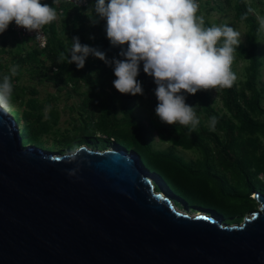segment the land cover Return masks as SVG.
Here are the masks:
<instances>
[{"label": "water", "instance_id": "1", "mask_svg": "<svg viewBox=\"0 0 264 264\" xmlns=\"http://www.w3.org/2000/svg\"><path fill=\"white\" fill-rule=\"evenodd\" d=\"M237 225L191 216L136 153L23 146L0 111V264H264V195Z\"/></svg>", "mask_w": 264, "mask_h": 264}, {"label": "trees", "instance_id": "2", "mask_svg": "<svg viewBox=\"0 0 264 264\" xmlns=\"http://www.w3.org/2000/svg\"><path fill=\"white\" fill-rule=\"evenodd\" d=\"M201 1L198 0L199 5ZM251 1L247 4L246 0H235L232 7L234 19L246 27L245 41L235 55L246 61L244 80L240 84L235 81L231 88L217 89L222 105L219 110L213 106L214 100L208 91L194 96L185 94V102L197 107L200 124L194 131H190V126H169L159 120L155 114L156 85L153 78L144 73L143 65L137 79L144 94L132 96L122 95L114 88L113 67L103 61L90 55L83 69H77L74 63L68 64L73 37H78L83 45L104 51L109 60L122 59L121 49L113 47L105 34L94 39L87 36L86 22L105 28V21L98 16L95 17L97 23L90 20L95 14L88 10L96 0H87V6L80 8L61 2L54 5L57 19L43 27L47 39L44 49H39L31 39H19L9 28L12 49L7 50V36L0 35V81L9 74L5 62L7 55L12 66H19L18 74L12 77L13 90L18 91V96H12L13 101L24 100L26 92L36 95L33 88L27 91V87L16 86L24 72L42 82L50 78L54 84L71 85L75 92L83 86L84 91L78 93L82 98L77 113L79 118L75 120L79 127L72 134L62 135L53 146L47 147L48 151L62 153L63 149L75 151L88 146L101 151L119 148L136 153L157 191L173 194L176 203L179 194L189 197L193 203H185V208L195 210L193 205L200 206L208 214L221 216L225 224L237 225L246 213L256 209V201L250 196L254 193L264 195V89L259 87L263 65L259 41L263 32L258 30L259 21L254 11L248 13L247 20H241L249 8H254ZM43 2L53 6V0ZM225 5L230 8L232 0H225ZM212 8L210 11L224 10L218 3ZM205 26L211 25L205 21ZM31 101L34 100L28 99ZM145 106L147 115L139 111ZM201 114L208 120L212 116L217 118L215 131H209ZM41 118L42 115L37 114L36 121ZM22 120L29 118L24 116ZM153 133L161 142L172 141L168 142L172 149L154 150ZM22 144L28 143L22 139ZM176 148L193 151L197 154L196 160L185 162L175 155ZM53 149L57 151H51Z\"/></svg>", "mask_w": 264, "mask_h": 264}, {"label": "clouds", "instance_id": "3", "mask_svg": "<svg viewBox=\"0 0 264 264\" xmlns=\"http://www.w3.org/2000/svg\"><path fill=\"white\" fill-rule=\"evenodd\" d=\"M58 3L0 0V34L13 22L38 33L57 19L54 5ZM199 8L198 0H96L88 10L95 14L90 20L97 23L98 16L105 21L106 37L113 47L121 49L122 59L109 60L104 51L73 37L68 64L83 69L91 55L112 66L114 88L132 96L144 94L137 79L143 65L144 73L156 85L155 114L159 120L169 126H190L194 131L200 124L197 107L185 102V94L231 88L237 80L232 64L242 42L240 32L227 24L205 26L204 17L197 14ZM252 11L249 8L241 20H247ZM258 30L264 32V18ZM18 71L19 66L13 65L0 81V111L4 113L11 110L12 77ZM217 123L215 116L210 117L209 131H215Z\"/></svg>", "mask_w": 264, "mask_h": 264}, {"label": "rangeland", "instance_id": "4", "mask_svg": "<svg viewBox=\"0 0 264 264\" xmlns=\"http://www.w3.org/2000/svg\"><path fill=\"white\" fill-rule=\"evenodd\" d=\"M247 4H250L251 0H246ZM217 3L224 7V10L218 11L216 8ZM235 0H232V5L230 8H227L225 5V0H202L199 8L198 15H202L210 25H221V24H227L241 34V40L243 43L245 41V34H246V27L243 23L238 22L234 19V10L232 7H234ZM253 13L255 14L258 21H260L261 18H264V0H253ZM213 7L211 10L210 8ZM209 10V11H208ZM263 12V13H262ZM100 25V24H99ZM87 36L96 38L99 34L103 33L106 35L105 28L102 27V29L98 28L97 26H94L92 23L85 24ZM9 28V27H8ZM8 30V29H7ZM7 30L3 33L7 38L10 36L7 32ZM3 34H0L1 36ZM91 39V38H90ZM10 38H8V41ZM8 50V49H7ZM5 56V55H4ZM259 56L261 58V61L263 63L261 72H260V78H259V87L264 89V32L263 37L259 41ZM4 59V58H3ZM6 66L8 69L12 67V65H9L10 62L7 59V55L5 58ZM4 61V60H3ZM246 66V61L242 59H237L235 56V61L233 63V69L234 73L237 76L236 82L240 84L244 80V68ZM54 70V69H53ZM52 78V77H51ZM50 79V78H49ZM40 81L38 78H31L27 73H23L21 75V80L16 83L17 87H27V91L29 89L33 88L36 92L35 96H32L28 92L24 100L20 101H13V98L18 96V91L16 89L13 90L14 97L12 98L11 102V110L7 112L11 118L16 122L18 125V130L21 139L24 140V142L28 143L27 145L39 147L41 150L47 152V147L53 146L59 139H61L62 135L65 134H72L73 130H76L77 127H79V123H77L75 120H77L79 117L77 115L79 111V106L81 102V97L78 96V93L84 91V87L82 86L80 89L75 92L71 85H62V84H54L49 83L53 81ZM49 81V82H48ZM208 93L210 94L211 98L214 100L213 106L216 110H219L222 108L221 100L219 99V92L218 90H208ZM28 99H33L34 101L28 102ZM146 101V100H145ZM144 101V102H145ZM18 111V112H15ZM148 108L145 106L139 110L140 112H143L145 115H147ZM28 117V121H23V116ZM37 114L42 115L41 121H36ZM200 118L202 121L209 125V120L206 119V117L201 114ZM151 143L154 150H167L172 149V146L168 142H161L158 140L155 133L151 135ZM56 149V148H55ZM51 150V151H57V150ZM63 153L67 152H73L74 150H67L63 149ZM175 155L178 157H181L185 162L189 161H195L197 158V154L193 151H185L182 149H175L174 150ZM261 179V177H260ZM155 187H157L155 185ZM163 191V190H162ZM165 195L167 193L163 191ZM175 194V193H174ZM178 195V203H176L175 199H173L172 195H167L172 203L174 204L175 208L181 212H185L188 215H195L198 212V209L203 211L202 207L200 206H194V209L185 208L184 204L189 203L192 204L193 200L186 196H180ZM250 198H253V195L250 196ZM259 208V204L256 202V209ZM251 212L246 213V217L250 216ZM244 216V217H245Z\"/></svg>", "mask_w": 264, "mask_h": 264}, {"label": "built area", "instance_id": "5", "mask_svg": "<svg viewBox=\"0 0 264 264\" xmlns=\"http://www.w3.org/2000/svg\"><path fill=\"white\" fill-rule=\"evenodd\" d=\"M59 2L68 3L78 8L87 6V0H59ZM9 28L19 39H31L35 42L39 49H44L46 47L47 39L44 28H42L38 33L34 31L29 32L23 28L17 27L14 22L9 25Z\"/></svg>", "mask_w": 264, "mask_h": 264}, {"label": "crops", "instance_id": "6", "mask_svg": "<svg viewBox=\"0 0 264 264\" xmlns=\"http://www.w3.org/2000/svg\"><path fill=\"white\" fill-rule=\"evenodd\" d=\"M7 32H8V34H9V32H10V30H9V28H8V30H7ZM1 37H6L4 34L1 36ZM1 37H0V40H1ZM8 38H10V40L8 41ZM7 38V42H6V44H5V48L6 49H8V50H11L12 49V38L9 36ZM0 46H1V42H0ZM6 57V56H5ZM8 61H9V59H8ZM11 65V64H10ZM49 74H51V73H49ZM49 82V81H48ZM49 83H53V82H49Z\"/></svg>", "mask_w": 264, "mask_h": 264}]
</instances>
